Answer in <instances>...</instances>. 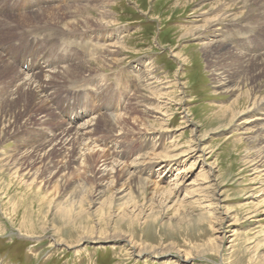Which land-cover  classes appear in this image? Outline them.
<instances>
[{
  "label": "rangeland",
  "instance_id": "rangeland-1",
  "mask_svg": "<svg viewBox=\"0 0 264 264\" xmlns=\"http://www.w3.org/2000/svg\"><path fill=\"white\" fill-rule=\"evenodd\" d=\"M263 100L264 0H0V264H264Z\"/></svg>",
  "mask_w": 264,
  "mask_h": 264
},
{
  "label": "bare ground",
  "instance_id": "bare-ground-1",
  "mask_svg": "<svg viewBox=\"0 0 264 264\" xmlns=\"http://www.w3.org/2000/svg\"><path fill=\"white\" fill-rule=\"evenodd\" d=\"M99 1V0H98ZM240 3V2H239ZM86 7V6H85ZM83 9V8H82ZM85 9V8H84ZM86 10V9H85ZM45 11V10H44ZM76 10H74L73 12H75ZM84 11V10H83ZM79 12V11H78ZM81 12L82 11H80L79 13L81 14ZM100 12V11H99ZM77 13V12H76ZM85 13V12H84ZM87 13V12H86ZM75 14V13H74ZM78 14V13H77ZM73 15V14H72ZM82 15V14H81ZM255 15V14H254ZM31 16V15H30ZM29 16V17H30ZM2 17V16H1ZM83 17V16H82ZM88 17V16H87ZM30 18H32V17H30ZM89 18V17H88ZM217 18V17H216ZM85 24V23H84ZM49 25V24H48ZM86 25H88V24H86ZM72 26V25H71ZM76 26H78V25H76ZM84 26V25H83ZM88 28V27H87ZM86 28V29H87ZM53 30V29H52ZM71 34V33H70ZM49 36V35H48ZM119 42V41H118ZM216 42V41H215ZM215 44V43H214ZM209 45H210V42H205V46L207 47H209ZM214 47V46H213ZM103 48V47H102ZM116 52H118L117 50H116ZM232 53H233V51H232ZM112 55V54H111ZM175 56V55H174ZM99 57V56H98ZM242 57H244L243 55H242ZM262 57V56H261ZM104 58H105V56H104ZM104 58H103V60H104ZM111 58V57H110ZM116 58V57H115ZM109 59V58H108ZM114 60V59H113ZM113 60H111V59H109V62H111V63H113L114 61ZM117 60V59H116ZM119 60H121V59H119ZM119 60H118V62H119ZM104 62H105V60H104ZM108 62V63H109ZM116 62V61H115ZM121 62V61H120ZM2 64V63H1ZM80 64V63H79ZM105 64V63H104ZM112 65V64H111ZM76 67V66H75ZM78 67H80V66H78ZM112 67V66H111ZM94 68V67H93ZM66 69V68H65ZM72 69H73V67H72ZM75 69V68H74ZM71 70V69H70ZM69 70V68H67V71H70ZM77 71H78V69H76ZM75 70V71H76ZM75 71H73L74 73H76ZM58 72V71H57ZM66 72V71H65ZM80 72V71H79ZM82 72V71H81ZM145 72V71H144ZM69 73V72H68ZM34 74V73H33ZM59 74V73H58ZM64 74V73H63ZM70 74H72V73H69V75ZM80 74H82V73H80ZM84 74V73H83ZM82 74V75H83ZM65 75H67V74H65ZM78 75H79V73H78ZM137 75V74H136ZM76 76H77V74H76ZM141 76V75H140ZM37 77V76H36ZM73 77V76H72ZM135 77V76H134ZM137 77V76H136ZM140 78V77H139ZM11 79V78H10ZM71 79V78H70ZM136 79V78H135ZM64 80V79H63ZM69 80V79H68ZM70 81V80H69ZM81 81V80H80ZM37 82V81H35V80H33V75L32 76H29L28 78H25L23 81H22V84H23V87H26L27 89H29V90H31L32 92L30 93H28V95H31L32 94V97H33V99L32 100H35V99H40L41 97H43V95L38 91V88L37 87H41V86H39V85H36L35 83ZM38 83V82H37ZM218 84V86L220 87V86H223L224 84H225V79H221L220 81H218L217 82ZM35 84V85H34ZM40 84V83H39ZM134 84V83H133ZM141 85H142V87H147L148 88V86H149V83L147 84V83H144L143 84V79H142V84H141V82L140 81H137V86H138V88L139 87H141ZM127 86V85H126ZM250 96V95H249ZM161 97H162V95H161ZM164 97V96H163ZM35 98V99H34ZM250 98V97H249ZM258 98V97H257ZM259 99V98H258ZM47 100V99H46ZM48 101V100H47ZM253 102V101H252ZM164 104H166V103H164ZM163 104V105H164ZM246 105V104H245ZM253 105H262L263 107H264V100L263 101H260V102H258V101H254L253 102ZM255 106V107H256ZM261 106V107H262ZM160 107V106H159ZM247 107V106H246ZM245 107V108H246ZM248 107H250V106H248ZM260 107V108H261ZM156 108V107H155ZM158 108V107H157ZM242 109V108H241ZM151 110L153 111V112H157V113H159V111H158V109H152L151 108ZM160 110V109H159ZM243 110V109H242ZM244 111V110H243ZM258 111V110H257ZM240 112H241V110H240ZM238 113L240 116H242L241 114H242V112L241 113ZM264 112V111H263ZM235 113V112H234ZM248 113V112H247ZM160 114H162L163 115V113H161L160 112ZM237 114V115H238ZM245 114V113H244ZM261 115H262V113H261ZM76 116V115H75ZM77 116H79V115H77ZM110 116V115H109ZM106 117V116H105ZM184 117H185V115H184ZM103 118V117H102ZM115 118V117H114ZM187 118V117H186ZM234 119V118H233ZM259 121V120H264V118L263 117H261L260 116V114H257V115H254L249 121ZM236 122H238V121H236ZM87 123V122H86ZM82 125H84V124H82ZM104 125V124H103ZM148 126V125H147ZM153 126V125H152ZM151 125H149L147 128H146V130L145 131H147V132H151V131H154V130H156L155 128H153ZM69 127V126H68ZM84 127V126H83ZM162 127V126H161ZM244 128V127H243ZM85 129V128H84ZM71 130H73V129H71L70 128V130H68V128H67V130H64V133H63V136L65 137V139H64V141L62 142V143H64L66 140H67V137L68 136H70L71 134H73V132H71ZM74 135H78L79 134V132H78V130L75 128L74 129ZM80 135V134H79ZM72 137L73 136H71V138L68 140V141H70V140H72ZM252 137V136H251ZM83 140V139H82ZM84 141V140H83ZM254 141H256V140H254ZM198 142V141H197ZM193 148V147H192ZM191 148V149H192ZM199 148V147H198ZM148 153V152H147ZM165 153V152H164ZM163 153V154H164ZM185 153V152H184ZM153 154V153H152ZM181 154V153H180ZM99 155V154H98ZM148 155V154H147ZM147 155H141V157L139 158L140 160H138V161H136V163L135 164H133V168L131 169V170H129V172H128V174H129V176H130V179H131V181H132V183L133 182H135V183H137V185H139V187H142L143 189H144V186H145V184H146V182L147 181H149L148 180V178H146V176H148V174H149V171H150V168H151V166H152V164H153V162H157V161H155L156 159H154V158H151V157H149V156H147ZM150 155V154H149ZM201 155V154H200ZM204 155V154H203ZM209 155V154H208ZM90 156V155H89ZM89 156H86L85 158H83V159H88V157ZM159 156V155H158ZM199 156V155H198ZM154 157V156H153ZM156 157V156H155ZM175 157L176 156H174V155H171V156H168V157H165V158H161L160 160H159V163H158V167H157V170H161V168H162V171L163 172H166V170L167 169H169V167H170V164L171 163H175L174 162V160H175ZM146 158H148V159H146ZM159 159V158H158ZM200 159V158H199ZM134 161V160H133ZM164 161H167V163H165V164H162L161 162H164ZM134 163V162H133ZM161 163V164H160ZM130 164V163H129ZM190 164H192L191 162H190ZM194 166V165H193ZM187 167H188V165H187ZM190 167V166H189ZM111 168H112V166H111ZM185 168V167H184ZM183 168V170H181L180 169V171L179 170H177V172L175 173V175L171 178V181H170V184H171V186H170V189L171 190H173L174 192L176 191H178L179 189H180V187L183 185V183H184V179L185 178H183L184 176H182V173H183V171L184 170H187V169H184ZM192 168V167H191ZM179 171V172H178ZM181 173V174H180ZM200 173V172H199ZM162 174V173H161ZM143 175H145V176H143ZM199 175V174H198ZM198 180V179H197ZM185 186H186V188H188L189 190H188V193H190V194H192L195 190H198L199 189V187L197 186V184H196V186H195V183H194V180L193 181H190V182H187V184H184ZM201 188V187H200ZM169 189V190H170ZM159 190V189H158ZM173 192V193H174ZM170 196H171V194H169ZM185 195V194H184ZM194 196V195H193ZM66 207V206H65ZM78 207V206H77ZM77 209V208H76ZM72 211V210H71ZM67 216V215H66ZM29 237V236H28ZM73 246H74V244H73ZM70 248V247H69ZM145 253V252H144ZM136 254V253H135ZM156 256V255H155ZM192 257H193V255H192ZM187 258V257H186Z\"/></svg>",
  "mask_w": 264,
  "mask_h": 264
}]
</instances>
